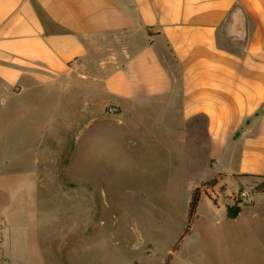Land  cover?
<instances>
[{"label": "crops", "instance_id": "1", "mask_svg": "<svg viewBox=\"0 0 264 264\" xmlns=\"http://www.w3.org/2000/svg\"><path fill=\"white\" fill-rule=\"evenodd\" d=\"M70 87L142 148L234 176L249 195L232 221H264V0H0V92Z\"/></svg>", "mask_w": 264, "mask_h": 264}, {"label": "rangeland", "instance_id": "2", "mask_svg": "<svg viewBox=\"0 0 264 264\" xmlns=\"http://www.w3.org/2000/svg\"><path fill=\"white\" fill-rule=\"evenodd\" d=\"M98 99L75 87L0 92L4 264H264V221L228 217L243 200L234 176L213 182L205 156L183 164L189 149L142 148L138 127L117 126Z\"/></svg>", "mask_w": 264, "mask_h": 264}, {"label": "trees", "instance_id": "3", "mask_svg": "<svg viewBox=\"0 0 264 264\" xmlns=\"http://www.w3.org/2000/svg\"><path fill=\"white\" fill-rule=\"evenodd\" d=\"M263 179H264V176H263ZM216 181H217V178H213V182H216ZM254 189L264 192V180L260 184L255 186ZM201 191H202V188H200V187H198L194 191H192V196H191V200H190V203H189V216L190 217H192L195 214V212H196L197 205H198V202H199V199H200ZM241 201L242 200H236L232 205L228 206L227 214H228L229 218H235L238 215V213H239V211L241 209L240 206H239V203Z\"/></svg>", "mask_w": 264, "mask_h": 264}, {"label": "built area", "instance_id": "4", "mask_svg": "<svg viewBox=\"0 0 264 264\" xmlns=\"http://www.w3.org/2000/svg\"><path fill=\"white\" fill-rule=\"evenodd\" d=\"M113 110H114L113 108H110V111L111 112H113ZM235 194L238 197L242 198V199H247L248 198V195H249L246 190H241V189H237L236 192H235Z\"/></svg>", "mask_w": 264, "mask_h": 264}]
</instances>
